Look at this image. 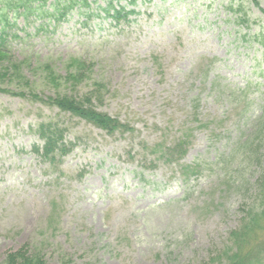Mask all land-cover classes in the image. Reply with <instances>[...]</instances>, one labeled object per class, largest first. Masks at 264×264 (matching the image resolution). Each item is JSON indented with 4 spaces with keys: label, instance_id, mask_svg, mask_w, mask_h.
<instances>
[{
    "label": "rangeland",
    "instance_id": "obj_1",
    "mask_svg": "<svg viewBox=\"0 0 264 264\" xmlns=\"http://www.w3.org/2000/svg\"><path fill=\"white\" fill-rule=\"evenodd\" d=\"M39 1L0 0L6 45L30 83L0 79V264L22 246L52 264H224L216 257L242 227L264 173V139L252 141L255 158L246 143L264 97L263 46L235 38L229 0H114L135 10L120 22L98 8L105 0L62 19L53 0ZM242 1L258 17L252 31L264 33V0ZM75 58L93 67L72 86L65 79ZM45 64L62 77L57 85ZM95 81L107 92L94 106L132 131L108 134L30 94L79 97ZM49 120L74 144L55 164L33 150L44 144L38 124ZM183 135L189 147L178 162L154 152ZM190 164L196 172L185 181ZM247 247H258L264 264V232Z\"/></svg>",
    "mask_w": 264,
    "mask_h": 264
},
{
    "label": "trees",
    "instance_id": "obj_2",
    "mask_svg": "<svg viewBox=\"0 0 264 264\" xmlns=\"http://www.w3.org/2000/svg\"><path fill=\"white\" fill-rule=\"evenodd\" d=\"M35 1V0H34ZM49 0H40L38 4L46 5ZM130 3L135 4L137 0H129ZM32 2L29 0L28 3ZM98 0H53L52 7L58 10H62L61 14L58 15L59 19H62L69 15L77 4L86 6L89 11L92 3H97ZM255 4L258 5L256 1ZM26 8L31 9L28 4ZM226 9L230 14V19L227 18L237 29L235 38L238 42L246 40L248 44H261L264 49V33L263 31H252L253 23H256L258 17H253L249 12L244 1L242 0H229L226 4ZM81 8V6H80ZM98 8L102 9L107 16L111 17L113 21L120 22L121 20H128L130 14L135 13V10L130 8L127 9L126 5L114 4V0H105V6L98 5ZM264 12V11H263ZM229 17V16H228ZM4 23V24H3ZM10 24L8 15L2 13L0 10V79L12 76L18 78L20 81L30 86V83L26 76L22 74L23 64L12 59L10 51L5 41V27ZM93 67V64L87 63L81 59H73L68 65V74L65 79L72 86L82 82L85 76ZM42 69L47 72V77L53 84L57 85L59 80L62 79L48 64L43 65ZM249 85H246L243 90L247 89ZM4 92L12 94H18L19 96L26 97L27 94L23 92H14L9 89H2ZM107 92V88L104 82L95 81L90 91L84 93L82 96H74L71 94H58L55 97H48L44 99L42 96L31 92L33 100L43 102L47 105L56 106L61 111L70 112L71 114L78 116L87 122L96 125L97 127L105 130L108 134H115L117 132L132 131L128 123L122 122L118 117H114L107 112L98 110L94 106L95 101H102ZM264 101V99H263ZM254 132H257L255 138L249 136L246 139V143H252L254 140L264 139V102L261 104V114L256 118L253 124ZM65 126L58 120H49L41 122L36 128V132L39 137L44 141L42 147L35 145L33 150L38 153L45 161L50 164L61 162L62 159L67 156L70 151L74 148L72 142L65 140ZM259 135V136H258ZM258 143V142H257ZM257 143L249 145L250 150H245L243 155L248 158L257 157L258 148ZM189 147L188 137L184 135L180 137L172 146L164 149H154L156 154L166 158L171 162H178L182 158ZM153 152V153H154ZM195 164L186 165L182 175L184 180H189L194 172ZM193 172V173H192ZM240 190L242 189V182L238 180ZM257 187L259 196L253 202L251 206L244 211L242 218V227L233 230L230 233L231 246L219 254L216 260H222L224 264H255L259 261L260 256L255 254L258 247L250 248L247 247L250 244V237L255 233L264 232V173L257 180ZM248 192V189H246ZM215 260V259H213ZM5 264H52L48 262L43 255L41 249L32 248L28 246H22L17 250L10 251L6 256ZM60 264H73L71 257L62 259Z\"/></svg>",
    "mask_w": 264,
    "mask_h": 264
}]
</instances>
